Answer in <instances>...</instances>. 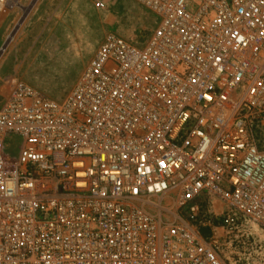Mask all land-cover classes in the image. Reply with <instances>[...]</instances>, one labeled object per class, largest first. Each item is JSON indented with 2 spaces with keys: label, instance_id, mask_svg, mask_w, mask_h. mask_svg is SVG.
Instances as JSON below:
<instances>
[{
  "label": "built area",
  "instance_id": "built-area-1",
  "mask_svg": "<svg viewBox=\"0 0 264 264\" xmlns=\"http://www.w3.org/2000/svg\"><path fill=\"white\" fill-rule=\"evenodd\" d=\"M133 1L156 18L149 39L109 33L63 100L13 81L0 264H233L227 237L263 248L264 0Z\"/></svg>",
  "mask_w": 264,
  "mask_h": 264
},
{
  "label": "rangeland",
  "instance_id": "rangeland-1",
  "mask_svg": "<svg viewBox=\"0 0 264 264\" xmlns=\"http://www.w3.org/2000/svg\"><path fill=\"white\" fill-rule=\"evenodd\" d=\"M100 1L105 9L97 8ZM21 5L31 8L26 12L11 8L0 17V52L24 18L1 55L0 111L14 80L29 83L48 98L63 100L109 33L142 44L156 27L155 16L133 0H22ZM6 143L7 155L16 158L22 139L9 135ZM251 232L262 242L261 250H243L237 243L230 245L227 237L225 254L233 264H264V234Z\"/></svg>",
  "mask_w": 264,
  "mask_h": 264
},
{
  "label": "bare ground",
  "instance_id": "bare-ground-1",
  "mask_svg": "<svg viewBox=\"0 0 264 264\" xmlns=\"http://www.w3.org/2000/svg\"><path fill=\"white\" fill-rule=\"evenodd\" d=\"M32 1V0H31ZM39 1V0H38ZM21 2H22V0H15V2H14V5H12V10H14V8H21V9H23V11L24 12H26L27 10H30V8L29 7H27V6H24V5H21ZM29 5V4H28ZM33 6V5H32ZM29 8V9H28ZM11 11V8L6 12V15L5 16H7L8 14H9V12ZM23 12V13H24ZM22 13V14H23ZM23 28V27H22ZM19 31V30H18ZM7 42V41H6ZM3 53V52H2ZM2 53H0V60H1V55H2Z\"/></svg>",
  "mask_w": 264,
  "mask_h": 264
},
{
  "label": "water",
  "instance_id": "water-1",
  "mask_svg": "<svg viewBox=\"0 0 264 264\" xmlns=\"http://www.w3.org/2000/svg\"><path fill=\"white\" fill-rule=\"evenodd\" d=\"M24 18L22 20H20V22L18 23V25L15 27L14 31L10 34V36L8 37L7 42L5 43V45L2 47L1 52H4L5 49L7 48V46L9 45V43L11 42V40L13 39V37L15 36L16 32L18 31L19 27L21 26V24L23 23Z\"/></svg>",
  "mask_w": 264,
  "mask_h": 264
},
{
  "label": "trees",
  "instance_id": "trees-1",
  "mask_svg": "<svg viewBox=\"0 0 264 264\" xmlns=\"http://www.w3.org/2000/svg\"><path fill=\"white\" fill-rule=\"evenodd\" d=\"M213 221H214L213 223L215 225L220 223V221L216 220V219H214ZM201 231H202L203 235H205L206 237H210L212 234L211 229L208 226H201Z\"/></svg>",
  "mask_w": 264,
  "mask_h": 264
},
{
  "label": "snow or ice",
  "instance_id": "snow-or-ice-1",
  "mask_svg": "<svg viewBox=\"0 0 264 264\" xmlns=\"http://www.w3.org/2000/svg\"><path fill=\"white\" fill-rule=\"evenodd\" d=\"M211 99V98H210Z\"/></svg>",
  "mask_w": 264,
  "mask_h": 264
}]
</instances>
